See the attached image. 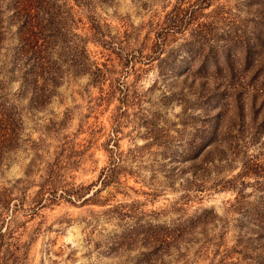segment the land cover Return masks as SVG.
<instances>
[{
    "label": "rangeland",
    "instance_id": "1",
    "mask_svg": "<svg viewBox=\"0 0 264 264\" xmlns=\"http://www.w3.org/2000/svg\"><path fill=\"white\" fill-rule=\"evenodd\" d=\"M56 2L75 35L42 104L20 91L13 25L2 38L21 123L0 264H264V0ZM170 225L175 242L150 240Z\"/></svg>",
    "mask_w": 264,
    "mask_h": 264
},
{
    "label": "trees",
    "instance_id": "2",
    "mask_svg": "<svg viewBox=\"0 0 264 264\" xmlns=\"http://www.w3.org/2000/svg\"><path fill=\"white\" fill-rule=\"evenodd\" d=\"M195 1L201 5L208 2V0ZM183 8L184 6L178 2L174 5V9L178 12L180 10L184 12ZM64 12L66 11L56 0H0V48L6 30L9 25H13L16 44L11 55V62L14 68L20 67V91L21 93L29 92L28 99L31 104L45 102L60 77L57 72L59 64L52 56L55 48L59 44L65 46L73 42L71 36L75 34L68 31V15ZM169 20L174 22L171 17ZM240 44L246 47L248 39ZM248 53L245 50V58ZM94 70H99V67L94 65ZM2 85L3 82L0 79V90ZM20 123L19 110L15 104L6 100L0 91V161L4 152L17 142ZM109 177L111 172L108 174L105 172L100 182L108 181ZM157 230L155 226L150 235L153 243L167 242L169 244L178 239V231L175 232L178 228L175 226L170 225L161 232Z\"/></svg>",
    "mask_w": 264,
    "mask_h": 264
}]
</instances>
